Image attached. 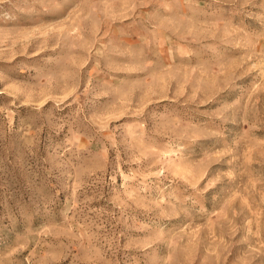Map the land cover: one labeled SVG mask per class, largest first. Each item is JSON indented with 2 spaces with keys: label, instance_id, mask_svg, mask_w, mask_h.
<instances>
[{
  "label": "rangeland",
  "instance_id": "rangeland-1",
  "mask_svg": "<svg viewBox=\"0 0 264 264\" xmlns=\"http://www.w3.org/2000/svg\"><path fill=\"white\" fill-rule=\"evenodd\" d=\"M0 264H264V0H0Z\"/></svg>",
  "mask_w": 264,
  "mask_h": 264
}]
</instances>
